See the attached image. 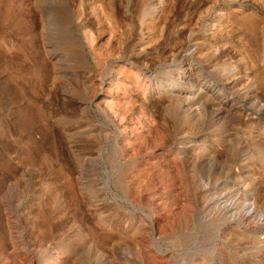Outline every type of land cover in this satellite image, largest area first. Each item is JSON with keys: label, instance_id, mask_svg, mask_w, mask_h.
<instances>
[{"label": "rangeland", "instance_id": "1", "mask_svg": "<svg viewBox=\"0 0 264 264\" xmlns=\"http://www.w3.org/2000/svg\"><path fill=\"white\" fill-rule=\"evenodd\" d=\"M0 264H264V0H0Z\"/></svg>", "mask_w": 264, "mask_h": 264}, {"label": "bare ground", "instance_id": "2", "mask_svg": "<svg viewBox=\"0 0 264 264\" xmlns=\"http://www.w3.org/2000/svg\"><path fill=\"white\" fill-rule=\"evenodd\" d=\"M110 16L111 17H114V15H113V13H110ZM121 66L120 65H118L116 68L117 69H114V68H112L113 69V71L111 72V75L110 76H107V72H106V77L104 78V82H107V81H109V80H112V79H114L115 77H116V75H117V72H118V70H119V68H120ZM111 69V70H112ZM183 71H185L184 69H183ZM191 72V71H190ZM192 73V72H191ZM189 74V73H188ZM198 80V78H195L194 77V75L193 74H189L188 75V79H186L187 80V82H191L192 81V83H191V86L188 88V89H186L185 90V92L187 93L186 94V96L187 97H191L192 95H194V94H196V95H200V96H202V100H204L206 97H207V95H208V90L206 89V87H204L205 85H203V84H201V83H199L197 80ZM198 82V83H197ZM185 83V82H184ZM186 84V83H185ZM180 87H181V85H180ZM182 91V90H181ZM213 91V90H212ZM172 92V91H171ZM141 93V92H140ZM107 94L108 95H110L111 94V88H110V90H108V92H107ZM214 94V93H213ZM142 96H143V99H145V98H148V95H147V92H145V93H142ZM181 96V95H180ZM183 96H184V94H183ZM195 96V95H194ZM206 96V97H205ZM209 96V95H208ZM210 96H213L212 94H210ZM215 96V95H214ZM213 96V99H211L212 101H214L215 102V97ZM201 99V98H200ZM216 103H218V101L216 102ZM215 103V104H216ZM214 104V105H215ZM223 104V103H222ZM221 106V105H220ZM224 106V105H223ZM192 108V107H191ZM191 108H190V110H191ZM213 108H215L216 109V107H214L213 106ZM229 108V107H228ZM219 109H221L222 110V107H220ZM227 109V108H226ZM228 110V109H227ZM226 110V111H227ZM238 111V110H237ZM229 112V111H228ZM232 112V111H231ZM214 114V112H213V110H212V115ZM224 114H226V112L224 113ZM214 115H216V113L214 114ZM218 115H219V112H218ZM222 115H223V113H222ZM227 115V114H226ZM221 141H222V139H221ZM234 165H235V163H234ZM233 167V166H232ZM231 168V167H230ZM18 230V229H17ZM19 231V230H18ZM17 232V231H16ZM15 234V233H14ZM13 234V235H14ZM19 234V233H18ZM17 235V234H16ZM22 237V236H21ZM18 238V237H17ZM20 239V238H19ZM15 240V239H14ZM261 240V239H260Z\"/></svg>", "mask_w": 264, "mask_h": 264}]
</instances>
